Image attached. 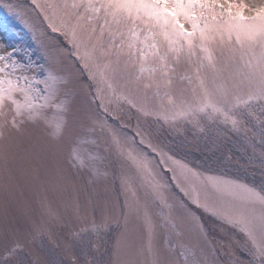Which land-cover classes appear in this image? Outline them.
Returning <instances> with one entry per match:
<instances>
[{
	"label": "snow or ice",
	"instance_id": "6c2138e0",
	"mask_svg": "<svg viewBox=\"0 0 264 264\" xmlns=\"http://www.w3.org/2000/svg\"><path fill=\"white\" fill-rule=\"evenodd\" d=\"M31 4L34 16L25 19L9 0H0V8L33 34L38 30L47 36L50 31L63 37L68 64L56 68L37 66L31 59L21 62L18 47L0 46V179L6 196L16 187L22 159L39 163L33 179L43 170L53 186L74 182L61 165L66 152L70 167L86 171L88 183L97 186V206L105 213L111 211L110 186L119 184L124 230L115 247V264H138L135 257L145 251L150 264H177V247L184 264H205L201 257L207 255V233L190 206L244 236L250 245L246 254L252 258L244 264H264V187L203 171L154 144L139 127L143 119L197 127L201 120H222L236 128L239 114L252 115L257 105L264 111V6H248L244 0ZM79 92L85 100L74 114ZM113 104L115 108L109 107ZM93 105L96 116L91 115ZM125 110L136 114L138 143L153 156L133 138L120 135L118 129L127 126L121 115ZM25 124L42 125L48 141L21 139L17 134ZM96 129L110 134L103 152L93 151L97 142L87 136ZM173 187L175 204L168 195ZM42 206L48 216L56 215L50 206ZM73 211L79 216L78 202ZM156 217L169 235L194 236L195 244L189 247L178 240L161 250ZM138 226L147 237L139 246L134 239ZM107 227L94 220L91 224L93 231ZM18 229L5 225L0 240L5 261L20 249ZM34 230L43 232L39 225Z\"/></svg>",
	"mask_w": 264,
	"mask_h": 264
},
{
	"label": "rangeland",
	"instance_id": "374dc122",
	"mask_svg": "<svg viewBox=\"0 0 264 264\" xmlns=\"http://www.w3.org/2000/svg\"><path fill=\"white\" fill-rule=\"evenodd\" d=\"M9 2L24 14L25 19L34 16L31 0ZM244 3L248 6H264V0H244ZM0 46L8 50L18 47L20 52L17 58L21 62L31 59L37 66L52 64L56 68L68 64L67 52L63 51L67 47L63 37L50 31L47 36H41L38 30L33 34L3 8H0ZM45 56L48 60L44 59ZM84 100L83 92H79L73 101L74 114ZM109 107L115 108V105ZM91 115H97L95 105L92 106ZM121 115L127 126L118 129L120 135L133 138L137 146L144 148L139 145V137L135 135L138 125L136 114H129L125 110ZM71 118L70 115V121ZM237 119L240 122L236 128L230 122L224 123L222 120H201L197 127L182 121L175 125H162L155 121L146 123L143 119L139 121V127L142 134L175 157L184 159L203 171L221 174L259 189L264 187V111L257 105L254 106L252 115L239 114ZM17 135L25 141L31 138L48 141L47 130L42 125L25 124ZM87 136L97 142L98 147L93 151L103 152L106 144L110 142V134L106 130L101 132L96 129ZM84 147L91 149L92 145L86 144ZM144 150L149 156L154 155L147 148ZM103 154L109 157L112 155L111 152ZM61 165L73 176L74 182L53 186L46 181L43 170L39 173V179H33V170L40 168V165L37 161L27 159L19 161L21 171L10 195L6 196L2 188L3 180L0 179V240L3 239L7 223L14 228L19 226L16 235L20 241V249L8 261L4 260V247L0 245V264H115V247L124 230L121 213L124 196L120 192L119 184L110 186L108 199L111 211L105 213L97 206V186L88 183V173L72 169L66 152L61 157ZM173 192L174 187L168 193L169 202L175 204L177 197ZM77 202L80 207L79 216L73 211ZM44 204L55 212L54 217L45 213L42 206ZM190 210L200 218L207 233V255L201 257L205 264H212L213 261L215 264H244L252 259L246 254L250 245L242 234L199 208L190 206ZM164 211L167 212L166 209ZM155 219L156 244L161 250L178 240H182L189 247L195 244L194 236L169 235L167 230L160 227V218ZM93 220L96 224L107 223L108 227L93 231ZM37 225L43 228L40 234L34 230ZM165 236H168L167 245ZM134 239L137 246L146 244V234L139 226ZM180 251L179 247L175 249L177 264H184V258L179 255ZM196 251L199 256V250ZM135 259L138 264H150L151 261L146 251ZM191 259L189 255V260Z\"/></svg>",
	"mask_w": 264,
	"mask_h": 264
}]
</instances>
